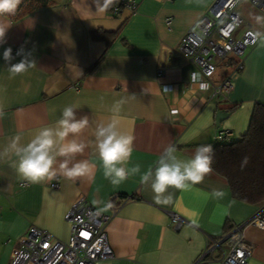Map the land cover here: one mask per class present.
I'll return each instance as SVG.
<instances>
[{"label":"crops","instance_id":"obj_1","mask_svg":"<svg viewBox=\"0 0 264 264\" xmlns=\"http://www.w3.org/2000/svg\"><path fill=\"white\" fill-rule=\"evenodd\" d=\"M135 1L134 13L113 15L104 0H21L14 15L0 17V23L10 24L6 42L0 44V152L10 137L19 134L27 143L41 127L54 124L65 106L76 105L78 116L90 118L81 137L88 147L77 159L96 164L91 176L70 180L57 173L51 180L31 183L17 174L14 155L0 158V264H9L11 251L29 226L66 242L70 224L65 213L79 196L98 210L111 205L101 212L110 216L105 232L112 256L98 264H218V248L199 261L209 239L264 211V202L234 199L226 179L214 171L188 191L169 188V204L157 203L139 175L119 185L105 179L93 129L114 114L121 129L135 137L127 166L139 163L143 172L155 168L169 144L176 145L177 155L184 159L198 145H213L219 129L230 130L232 137L244 134L254 104L264 103V44L258 41L245 51L243 67L232 75L225 101L211 98L210 86L200 88L190 81L192 72L198 81L204 78L178 45L215 0ZM27 5L33 8L18 17L21 6ZM236 10L244 19L240 31L248 24L253 32L264 31L256 21L264 13L247 0ZM97 31L115 34L106 42L91 37ZM8 47L14 57L11 64L27 56L35 66L12 77L11 64L3 59ZM20 50L23 54L17 55ZM230 64L231 60L217 65L210 78L214 85L231 73ZM233 106L216 127L215 113ZM94 200L104 204L95 205ZM168 212L185 219L178 230ZM244 236L253 245L248 264H264V230L247 226Z\"/></svg>","mask_w":264,"mask_h":264},{"label":"built area","instance_id":"obj_2","mask_svg":"<svg viewBox=\"0 0 264 264\" xmlns=\"http://www.w3.org/2000/svg\"><path fill=\"white\" fill-rule=\"evenodd\" d=\"M243 0H215L205 11L196 25L181 38L178 50L196 67L204 78L192 83L199 87L212 88L211 98L217 96L219 103L225 101L227 93L233 86L232 75L243 67L245 51L255 44L254 33L248 24L240 31L244 22L237 12V5ZM252 6L264 13V0H247ZM137 7L135 0H117L111 13L117 15L123 10L134 13ZM167 25L170 19H166ZM233 60L231 73L220 83L214 85L210 78L219 63ZM161 69L158 73L161 74ZM78 89L79 85H73ZM218 104V103H217ZM173 112L176 109H172ZM232 134L228 129L216 131L213 142L230 141ZM51 187L57 188V183ZM171 224L178 230L185 219L174 212H168ZM110 216L99 211L83 197L75 199L65 219L70 224V235L66 242L54 238L49 232L29 226L20 237V245L11 251L9 264H98L112 256L105 232V225ZM253 226L264 230V211H259L245 221L233 224L231 228L217 239H209L207 247L199 257L205 258L212 249L218 248V264H248L253 245L244 236V228Z\"/></svg>","mask_w":264,"mask_h":264},{"label":"clouds","instance_id":"obj_3","mask_svg":"<svg viewBox=\"0 0 264 264\" xmlns=\"http://www.w3.org/2000/svg\"><path fill=\"white\" fill-rule=\"evenodd\" d=\"M21 0H0V17L5 14L14 15ZM111 0H104L107 6ZM258 24L264 26V17L257 16ZM10 24L0 23V44L5 43V36ZM254 40L264 44V31L252 33ZM23 50L17 52L22 55ZM5 62L11 64L14 59L12 48L8 47L3 52ZM35 62L24 56L18 63L11 64L8 71L12 77L26 72L34 67ZM193 82L198 79V74L190 73ZM205 87V85H201ZM117 102L113 108L114 113L119 112L120 104ZM77 106L68 105L62 110L58 120L52 125L41 127L27 143H22V137L16 134L9 138V142L0 158L11 153L15 156L13 167L21 179L31 183H39L45 179L51 180L62 174L67 179L91 176L96 164L86 159H77L83 155L88 145L81 138L85 129L90 127L88 115H77ZM93 145L102 163L103 174L113 185H119L130 177L139 175L140 183L144 187H150L157 203L169 204L172 195L169 188L188 191L193 185L201 183L204 178L213 171L214 149L211 144H201L195 148L194 153L188 158H180L177 155V147L169 144L159 155L156 166L141 170V165L136 163L128 167L134 148L135 137L123 131L117 115H112L108 120L95 124L93 129ZM247 157L242 162L245 164ZM217 197L223 193L214 191ZM95 205L104 204L102 200H94ZM110 203L105 204L99 211L107 210Z\"/></svg>","mask_w":264,"mask_h":264},{"label":"trees","instance_id":"obj_4","mask_svg":"<svg viewBox=\"0 0 264 264\" xmlns=\"http://www.w3.org/2000/svg\"><path fill=\"white\" fill-rule=\"evenodd\" d=\"M117 0H111L107 10L112 8ZM32 5L21 6L17 16L26 14ZM118 15V14H117ZM115 32H92L93 39L109 42ZM233 60L231 59V62ZM236 107H229L225 111L231 113ZM214 162L213 171L227 181L231 196L249 204L264 202V103L257 102L253 106L248 128L238 137L230 141L213 143ZM247 162L243 164L244 158ZM230 227L226 230V232Z\"/></svg>","mask_w":264,"mask_h":264},{"label":"water","instance_id":"obj_5","mask_svg":"<svg viewBox=\"0 0 264 264\" xmlns=\"http://www.w3.org/2000/svg\"><path fill=\"white\" fill-rule=\"evenodd\" d=\"M229 112L218 110L215 113V126L219 127L220 123L229 116Z\"/></svg>","mask_w":264,"mask_h":264}]
</instances>
